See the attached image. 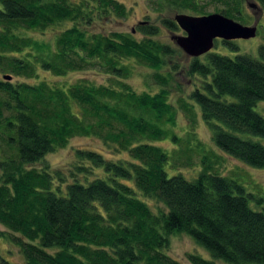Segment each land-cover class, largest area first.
<instances>
[{
  "label": "trees",
  "instance_id": "1",
  "mask_svg": "<svg viewBox=\"0 0 264 264\" xmlns=\"http://www.w3.org/2000/svg\"><path fill=\"white\" fill-rule=\"evenodd\" d=\"M214 1L223 2L221 15L249 23V0ZM252 1L264 13V0ZM179 2L204 15L192 0ZM126 14L116 0H0V240L8 238L24 264H183L168 254L170 238L184 234L211 258L188 254V264H264L263 198L211 167L192 181L165 171L190 166L192 154L164 129L175 121L168 92L137 93L126 81L136 63L166 85L171 73L158 71L170 66L173 51L154 39L153 27H139L140 39L88 31ZM47 30L55 32L48 41ZM257 51L260 60L213 53L193 59L186 110L199 108L219 151L264 170V118L253 111L264 101V45ZM42 72H98L106 80L62 87L39 80ZM77 137L96 138L127 158L75 150L66 173L51 170L46 155ZM166 139L177 147L155 144ZM145 200L161 207L153 211Z\"/></svg>",
  "mask_w": 264,
  "mask_h": 264
},
{
  "label": "rangeland",
  "instance_id": "2",
  "mask_svg": "<svg viewBox=\"0 0 264 264\" xmlns=\"http://www.w3.org/2000/svg\"><path fill=\"white\" fill-rule=\"evenodd\" d=\"M122 4L127 12L126 17L123 19H102L94 23V25L88 30L91 33H123L132 34L136 39L141 38V34L138 30L139 27H153L156 28L158 33L154 38L158 42L163 43L171 48L173 51L170 58V66L158 71V74L166 77L171 73V78L167 84L162 86L155 79L154 75L157 73L145 67L144 65L133 64L131 75L126 81L137 93H157L160 90L168 92V101L172 105L175 112L174 126L165 125L167 132L177 136L180 141L179 145L182 148H190L192 154L187 157V163L190 166H180L178 169H170L166 166L169 176L180 174L185 180L192 181L198 176V173L202 170L203 166L211 167L213 173L218 176L231 179L244 188L246 193L253 195L256 198L264 199V170L252 169L244 166L238 161L227 157L219 151L211 140V133L205 127L201 120L199 108L193 106L190 112H187V106L191 105L187 100V95L193 90L194 79L188 76L187 69L192 58L186 56L175 44V38L184 36L185 34L177 27L176 29H167L164 25L166 22L175 24L174 18L176 15H188L195 16L194 12H191L182 4H179L180 0H116ZM195 4H198V8L204 11V15L220 14L219 11L225 6L223 2H215L214 0H192ZM254 6V7H252ZM247 24H242L240 21L233 20L243 26L252 27L256 26V35L254 38L248 40H235L231 43L235 46V49L227 47L221 40H215L210 54H219L228 58H234L237 55H247L251 59L260 60L259 47L264 45V13L252 0H249L243 9ZM232 20V19H231ZM176 25V24H175ZM67 26H61L53 28L55 31H60ZM54 31L47 30L44 34V40H51L54 35ZM41 39V36L35 35ZM208 53V54H209ZM207 55V54H206ZM206 55L199 57L200 61H204ZM264 63V60H263ZM169 64V63H168ZM88 80L96 85L105 84V75L94 72H78L70 73L64 78H57L48 73H40L39 80L42 82L54 83L56 85L67 87L78 80ZM34 81V80H33ZM32 83V82H30ZM253 111L264 118V101L256 102ZM181 142V143H180ZM157 146H160L164 150H172V144L168 139L155 142ZM89 149L102 153L105 157L112 160L126 159L125 153H114L108 150L102 143L96 138L90 137H77L71 139L65 148L57 150L45 157V163L51 170H59L66 173L69 169L71 162L73 161V152L75 150ZM40 168L39 164L33 166ZM145 203L153 210L157 211L161 205L153 203V201L145 200ZM264 203V201H263ZM254 203L251 202V206ZM264 205V204H263ZM0 231H5L0 226ZM7 239L0 240V262L4 261L7 264H24L22 257L18 252V248ZM169 254L171 257L188 264L186 255L194 254L205 258L211 259L208 253L193 243V240L184 234L175 235L170 238ZM216 264H223V262L217 261ZM1 264V263H0Z\"/></svg>",
  "mask_w": 264,
  "mask_h": 264
},
{
  "label": "water",
  "instance_id": "3",
  "mask_svg": "<svg viewBox=\"0 0 264 264\" xmlns=\"http://www.w3.org/2000/svg\"><path fill=\"white\" fill-rule=\"evenodd\" d=\"M254 7V6H252ZM177 27L185 34L175 38L176 46L189 58L196 59L208 54L215 40L232 42L248 40L256 35V26H243L221 14L205 16L176 15ZM10 80L9 77L6 78Z\"/></svg>",
  "mask_w": 264,
  "mask_h": 264
}]
</instances>
